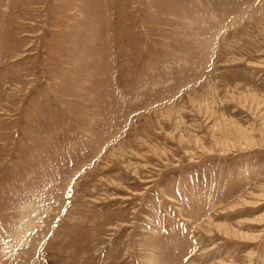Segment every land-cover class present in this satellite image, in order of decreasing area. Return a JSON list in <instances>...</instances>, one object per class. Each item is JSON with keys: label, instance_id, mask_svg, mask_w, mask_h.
<instances>
[{"label": "rangeland", "instance_id": "1", "mask_svg": "<svg viewBox=\"0 0 264 264\" xmlns=\"http://www.w3.org/2000/svg\"><path fill=\"white\" fill-rule=\"evenodd\" d=\"M0 264H264V0H0Z\"/></svg>", "mask_w": 264, "mask_h": 264}]
</instances>
